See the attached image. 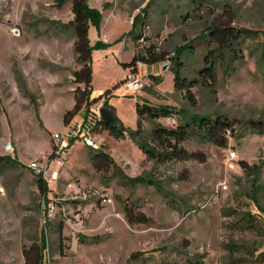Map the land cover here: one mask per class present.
<instances>
[{
  "label": "rangeland",
  "instance_id": "1",
  "mask_svg": "<svg viewBox=\"0 0 264 264\" xmlns=\"http://www.w3.org/2000/svg\"><path fill=\"white\" fill-rule=\"evenodd\" d=\"M108 2L113 5L109 9L138 14V19L147 12L151 26L147 22V38L138 42L137 51L155 42L164 59L153 77L145 62L143 90L129 93L121 82L126 77L121 61L131 58L133 49L130 44L125 49L127 39L113 37L125 23L109 16L104 29L90 25L92 92L111 89L106 98L126 136L116 138L103 126L95 134L98 150L114 166L98 171L88 149L77 143L73 159L58 169L60 179L48 192L52 202L44 264H128L132 253L139 256L132 264H264V0ZM223 16L232 18L235 28L259 34L246 37L242 62L231 63L227 56L218 63L214 88L193 87L192 100L176 89L171 59L176 49L190 44L181 58L182 72L188 80L198 78L211 41L202 32ZM73 17L70 1L59 7L56 0H0V156L21 162L0 166V264H25L24 248L42 239L45 203L39 176L28 164L48 159L53 131L62 129V111L76 93L71 89L79 68L74 34L54 21L68 23ZM145 103L227 116L238 123L236 133L225 148L195 136L184 143L189 151L203 152L206 162L158 163L129 135L140 119L136 107ZM157 121L172 128L181 119L174 114ZM155 124L145 117L146 137ZM8 143L14 151L6 149ZM138 176L141 183L128 179ZM126 208L134 216L146 215L148 222L129 224Z\"/></svg>",
  "mask_w": 264,
  "mask_h": 264
},
{
  "label": "trees",
  "instance_id": "2",
  "mask_svg": "<svg viewBox=\"0 0 264 264\" xmlns=\"http://www.w3.org/2000/svg\"><path fill=\"white\" fill-rule=\"evenodd\" d=\"M69 1L72 3L73 19L66 24L60 21L58 22L61 26L68 27L74 34V53L79 68L73 72L74 81L78 85L75 88L76 104L72 110L66 113V123L77 115L83 107L88 108L92 103L91 94L94 79L92 54L94 46L91 44L89 38V29L91 24L100 27L103 20V12L93 8L88 0H56L59 7H63ZM139 21L143 25L141 32L137 34L138 39L145 34L144 29L148 28L146 16L140 19L137 17L134 21V27L139 24ZM232 21V18L227 19L223 16L222 19L210 23L206 30L202 32L211 36V41L208 44V51L205 55L198 78L188 80L182 72L185 64L181 61V58L183 53L186 52L191 45H183L175 50V56L171 59L174 63L172 71L175 75V87L177 90H185L192 100L194 99L191 92L193 87L208 85L214 88L217 83L218 63L227 59V56L231 63L236 61L242 62L244 58L241 48L246 37L259 34L258 31L254 30L235 28L232 25ZM139 59L148 62L150 65H154L161 62L164 57L157 51L155 42H152L145 50L137 51L132 61L125 64L124 67H134ZM109 92L110 91L106 92L103 96L106 97ZM105 107H109L107 100L105 102ZM136 110L140 116L137 130L131 132L129 135L132 139L139 142L144 153L150 160H154L158 163H167L170 161L184 162L190 159L206 162L207 158L203 152L189 151L185 148L184 143L192 136H195L200 139V141L209 142L225 148L228 147L230 137L236 133V128L238 126L235 120H231L227 116L218 115L213 117L203 114H187L183 110H177L169 105L138 104ZM174 114H179L181 119V122L176 127L171 128L157 121L160 118H168ZM145 117L156 121L155 128L150 138L146 137L144 134L143 120ZM255 124L257 123H254V125ZM101 126L116 138H123L126 136V129L122 126L120 121L117 126H112L111 124L101 121ZM253 129H255L254 126ZM93 150L97 153L94 155L93 152L90 157L93 159L94 167L98 171L101 172L103 166H114V161L107 153L95 149ZM16 162L21 164L18 159L15 161L9 156H0V166L15 165ZM183 177L186 176L183 175ZM39 179V189L44 198L46 214H48V205L51 202L48 196L50 189L41 177H39ZM128 179L130 182H133V184L143 181L142 176ZM148 182L151 184V179ZM153 185H156L158 190L163 191L160 184L156 183ZM126 209V219L129 224H145L148 222L146 215L134 216L132 209ZM250 227L253 226L250 225ZM47 248L48 237L46 228L44 227L40 243H33L30 247L24 248L25 264H44ZM138 257V253L133 254L129 258L128 264H132Z\"/></svg>",
  "mask_w": 264,
  "mask_h": 264
},
{
  "label": "built area",
  "instance_id": "3",
  "mask_svg": "<svg viewBox=\"0 0 264 264\" xmlns=\"http://www.w3.org/2000/svg\"><path fill=\"white\" fill-rule=\"evenodd\" d=\"M148 30L149 27L144 29L145 34L138 39V42L145 41ZM14 34L19 36V29L14 30ZM144 66L145 61L139 59L136 62V65L127 72L123 81V88L127 92L134 93L143 90L145 82L138 72L144 68ZM96 106V108L89 111L87 117L78 121L69 122L63 130L53 133L52 151L46 161L42 162L38 159L28 164L29 169L41 177L48 186L54 185L60 179L61 172L58 169L62 170L66 166V163L73 154L74 147L77 143H82L86 147L95 150L100 149V145L95 140V134L102 127L100 114L102 106L99 104H96ZM6 149L8 151H14V147L11 143L7 144ZM105 201L110 203L113 202L110 198H105ZM50 212L51 210L48 205V214L45 213V228L50 220Z\"/></svg>",
  "mask_w": 264,
  "mask_h": 264
},
{
  "label": "crops",
  "instance_id": "4",
  "mask_svg": "<svg viewBox=\"0 0 264 264\" xmlns=\"http://www.w3.org/2000/svg\"><path fill=\"white\" fill-rule=\"evenodd\" d=\"M148 2H150V1H148ZM71 3V2H70ZM89 4L93 7V8H96V9H98V10H100V11H102L103 12V20H102V23H101V26L103 27L102 29H104L105 28V21H107V19H108V17L110 16V17H117V20H120V21H123L124 23H125V26L123 27V29L119 32V33H115L114 31H113V33L115 34L113 37H114V39H120V40H122L123 38H125V39H127V47L125 48V49H127V48H129L128 47V44H130L131 45V49H133L132 50V52H133V54H132V57L131 58H129V59H127V60H123V61H121V65H122V67H123V69H124V73H125V75L124 76H126V74H127V72L131 69L130 67H128V68H125L124 67V65L125 64H127V63H130L131 61H132V59L134 58V55H135V53H136V51H137V47H138V33H140L141 32V28H142V25L143 24H141L140 22H138L139 24H137L135 27H134V21H135V19H136V17H138V14H134V15H130V13L128 12V11H121L120 13H117L116 12V9H118V8H116L115 7V9H109L111 6H113L112 5V3L111 2H108V0H106V2L104 3V4H99V3H95L94 5H92L91 4V2H89ZM144 16H147V12H146V14H144ZM147 18H148V16H147ZM148 21V24L150 25V22H149V18L147 19ZM55 22H58L59 20H54ZM53 22V21H52ZM63 24H66L65 22H62ZM56 25H60L59 24V22L58 23H55ZM100 26V27H101ZM151 26V25H150ZM149 27V26H148ZM118 31V30H117ZM58 38V37H57ZM104 43H106L105 41H104ZM92 44V43H91ZM72 51H73V53H74V43H73V47H72ZM75 54V53H74ZM157 65L156 64H154V65H150V68H149V75L148 76H152L153 77V74H154V68L156 67ZM78 69V68H77ZM76 69V70H77ZM93 71H94V68H93ZM140 75H141V77H142V75H143V73L144 72H142L141 70L138 72ZM95 71H94V79H95ZM94 79H93V86H94ZM124 79H125V77L123 78V80H121V82H123L124 81ZM156 79V83L158 84V78H155ZM61 82V81H60ZM121 82H118L115 86H117V85H119V84H121ZM57 84H62V82L61 83H59V81H58V83ZM76 86L75 87H77L78 85L77 84H75ZM72 90H74L75 88H71ZM71 90V91H72ZM108 91H111V89L108 87V89H107V92ZM106 93V92H105ZM105 93H103V91H100V92H98V93H93L92 92V94H91V99H92V103L90 104V106L88 107V108H86V107H83L82 108V110L77 114V115H75L74 117H72L71 119H70V121L69 122H73V121H78V120H80V119H82V118H85V117H87V114L89 113V111L90 110H92L93 108H96L97 106H96V104H99V105H101L102 107H105V105H103V99H104V101L105 100H109V97L108 98H105V96H103ZM100 100V102H97V103H93V102H95L96 100ZM101 99H102V101H101ZM75 104H76V99H75V93H72V99H71V101L69 102V107L68 108H66V109H63V111H62V118H63V122H62V129L61 130H63L64 129V127L66 126V122H65V115H66V113L68 112V111H70V110H72L73 108H74V106H75ZM105 104V103H104ZM109 107H113L112 105H109ZM115 108V107H114ZM116 109V108H115ZM40 118H41V120H42V116H39ZM68 122V123H69ZM61 130H58V129H55V131H53V132H57V131H61ZM52 139H51V147H50V150H49V155H50V153H51V151H52ZM86 147V146H85ZM87 149H88V151H89V156H91V154L94 152V150L92 149V148H89V147H86ZM74 154V153H73ZM38 155L40 156L41 154L40 153H38ZM38 155H37V157H38ZM48 155V156H49ZM74 156V155H73ZM73 156H71V159L68 161V163H67V165L70 163V161L73 159ZM39 158H35L34 160H38ZM34 160H32V161H34ZM40 160V159H39ZM41 161V160H40ZM73 247H76L75 245L73 246ZM133 254H135V253H132V255ZM131 255V256H132ZM130 256V257H131ZM129 260V259H128Z\"/></svg>",
  "mask_w": 264,
  "mask_h": 264
},
{
  "label": "water",
  "instance_id": "5",
  "mask_svg": "<svg viewBox=\"0 0 264 264\" xmlns=\"http://www.w3.org/2000/svg\"><path fill=\"white\" fill-rule=\"evenodd\" d=\"M102 121L111 124L112 126H117L119 123V118L117 117V111L114 107H102L100 110ZM77 242L74 241V245Z\"/></svg>",
  "mask_w": 264,
  "mask_h": 264
}]
</instances>
